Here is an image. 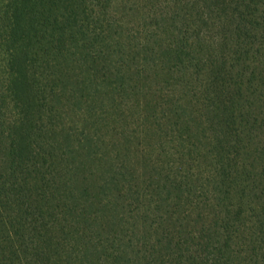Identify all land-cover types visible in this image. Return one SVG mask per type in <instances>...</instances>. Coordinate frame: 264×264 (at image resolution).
<instances>
[{
    "label": "trees",
    "instance_id": "trees-1",
    "mask_svg": "<svg viewBox=\"0 0 264 264\" xmlns=\"http://www.w3.org/2000/svg\"><path fill=\"white\" fill-rule=\"evenodd\" d=\"M0 264H264V0H0Z\"/></svg>",
    "mask_w": 264,
    "mask_h": 264
}]
</instances>
